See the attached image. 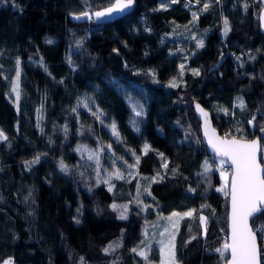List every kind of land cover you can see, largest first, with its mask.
<instances>
[{
	"label": "trees",
	"instance_id": "16d2710c",
	"mask_svg": "<svg viewBox=\"0 0 264 264\" xmlns=\"http://www.w3.org/2000/svg\"><path fill=\"white\" fill-rule=\"evenodd\" d=\"M114 1L0 0V264H149L146 228L187 212L180 264L228 258L229 198L194 104L222 135L259 137L264 164L260 1L137 0L113 23L71 20ZM82 145L137 174L110 188ZM252 225L264 264V215Z\"/></svg>",
	"mask_w": 264,
	"mask_h": 264
},
{
	"label": "snow or ice",
	"instance_id": "6c2138e0",
	"mask_svg": "<svg viewBox=\"0 0 264 264\" xmlns=\"http://www.w3.org/2000/svg\"><path fill=\"white\" fill-rule=\"evenodd\" d=\"M175 2V0H174ZM133 0H116V3L107 8L103 12H97V17H103L106 14H111L117 11H123L130 8ZM208 5H205L207 8ZM86 15V14H85ZM195 16V14H193ZM225 31L227 32V21H225ZM199 46H203V42H199ZM183 68V65H181ZM172 86H175L174 84ZM14 91L17 88L14 87ZM17 91V98H18ZM243 107V104L240 105ZM197 109L207 117V113H203V110L197 105ZM137 115H140L138 112ZM115 132V126H113ZM261 132H264V128H261ZM207 135V132H206ZM0 138L3 137V133L0 132ZM209 143L212 145L215 152L223 157H227L231 162L234 172L231 177L230 195H231V242L224 243L222 248H217L216 251L223 255L230 250L231 259L227 264H260V256L257 247L256 233L251 227H249V217L254 213L264 215V167L257 161V151L259 149V141H245L237 139H219L214 136H209ZM147 145H145V151H147ZM91 158V157H90ZM38 159L33 163L38 162ZM139 157H137V163ZM223 163V161H222ZM166 167V165H165ZM61 168H64L61 163ZM205 173L209 170L207 162L204 165ZM223 175V174H222ZM118 178L119 173H117ZM217 191L228 193V181L225 179V184ZM113 205V208H116ZM126 208V206H125ZM192 213L187 212L183 215L190 216ZM173 216L180 215L179 213H173ZM121 218L124 217V213H121ZM171 220V217H168ZM201 222L205 223L204 217H201ZM167 231V229H166ZM260 231L264 233V227H261ZM174 239V236H173ZM174 245L169 249L168 255L170 258H174V251L172 249ZM107 251V249H105ZM136 251V249H133ZM162 253L164 249H161ZM144 255L143 252L139 253ZM146 258V257H145ZM5 264H11L10 261Z\"/></svg>",
	"mask_w": 264,
	"mask_h": 264
},
{
	"label": "rangeland",
	"instance_id": "374dc122",
	"mask_svg": "<svg viewBox=\"0 0 264 264\" xmlns=\"http://www.w3.org/2000/svg\"><path fill=\"white\" fill-rule=\"evenodd\" d=\"M17 88V85L15 86ZM18 91V88H17ZM15 91V93H17ZM79 108L85 109L87 111H92L93 110V103L87 99L83 98L78 104ZM113 124L109 126L111 132L116 135V131H113ZM79 151L86 156L87 158L90 159H95L98 164H99V171H100V180L107 183L110 188L114 187V182L119 179H122L124 177V173L130 174V175H136V170L135 168L129 167L128 169L124 170L122 168L120 169H113L109 170L104 167L103 164V156H102V149H93L90 146L87 145H82L78 147ZM223 161V163H222ZM218 163L219 165H222L224 163H227L225 160L218 158ZM117 173H119V177L117 176ZM223 174V175H222ZM131 177V176H130ZM220 177L222 180V184L219 188L224 186L225 184V179L228 181V188L230 184V177H231V171L227 172H220ZM147 183H142L139 186V191L141 192V195H139V199H143V196L145 195V192H147ZM229 191V190H228ZM141 196V197H140ZM180 215L178 216H173L170 215L168 217H171V220L166 217L163 219V221L157 226V224H153V226H149L146 228L145 231V245L143 248L139 250L140 252H143L144 255L143 257L149 258V264H180L179 262V257L177 255V250H176V242H177V237L179 235V231L181 228V225L185 218L187 217L186 215H183L184 213H179ZM167 229V231H166ZM174 236V239H173ZM174 245V248L172 251H174V258H170L168 255L169 249ZM164 249V252L162 253L161 249ZM156 251V256H151L153 251ZM10 261L11 264H15L12 259H7L1 264H5V262Z\"/></svg>",
	"mask_w": 264,
	"mask_h": 264
},
{
	"label": "water",
	"instance_id": "95a60500",
	"mask_svg": "<svg viewBox=\"0 0 264 264\" xmlns=\"http://www.w3.org/2000/svg\"><path fill=\"white\" fill-rule=\"evenodd\" d=\"M261 5H262V10L260 12V16H259V22H260V29L261 32L264 34V0H259ZM116 3V0L113 2V4ZM113 4H111L110 6L98 9V10H94V11H86L77 15H72L71 16V20L73 22L76 23H85V22H89V21H93L96 24H106V23H113L127 15H129L131 12H133V10L136 7L137 4V0H133L132 5L130 6V8L128 9H124L123 11H117V12H113L111 14H106L103 17H97L95 14L97 12H103L105 11L107 8L111 7ZM86 14V15H85ZM226 60V56L222 57L215 65H213L210 69L209 72L212 71H216L218 70L223 62ZM197 105H199V108L203 110V113H207V117H205L202 112L200 110L197 109ZM194 110H195V114L196 117L198 119V121L200 122V131H201V137H202V141L206 146V150L207 153L211 156H214L216 158H221L223 160H225L231 169V177L233 175L234 172V168L231 164V162L228 160L227 157H223L219 154H217L215 152V150L213 149L212 145L209 143V136H212L214 133V136L219 138V139H226V140H231V139H237V140H245V141H252V140H258L259 141V149L257 151V161L261 164L262 167H264V164L262 162V155H263V147H262V142L260 140L259 137H255L253 139H242L239 137H229V136H224L220 133L219 129L215 126L214 124V120H213V116L211 111L205 107L202 103L200 102H196L194 104ZM207 132V135H206ZM231 177H230V184H229V188H228V198H229V211H228V237L226 239V241L224 243H230L231 242V212H232V208H231V195H230V185H231ZM260 215L259 213H254L253 216L249 217V227H251L253 229V231L256 233V237H257V247H258V251H259V256H260V264H262V254H261V245L259 243V238H258V234L255 231L253 225H252V220L254 217ZM224 243L221 245L220 248L223 247ZM225 254L228 255L227 260L223 263V264H227V262L231 259V254H230V250L225 252Z\"/></svg>",
	"mask_w": 264,
	"mask_h": 264
},
{
	"label": "built area",
	"instance_id": "2783aa9c",
	"mask_svg": "<svg viewBox=\"0 0 264 264\" xmlns=\"http://www.w3.org/2000/svg\"><path fill=\"white\" fill-rule=\"evenodd\" d=\"M260 7H261V9H262V5H261V3H260ZM216 168V170L218 171V172H227V171H231V169H230V166H229V164L228 163H224V164H222V165H218L217 167H215Z\"/></svg>",
	"mask_w": 264,
	"mask_h": 264
}]
</instances>
